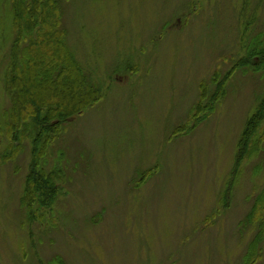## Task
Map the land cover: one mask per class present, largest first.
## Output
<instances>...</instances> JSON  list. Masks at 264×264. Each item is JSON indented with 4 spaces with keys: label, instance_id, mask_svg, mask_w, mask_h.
<instances>
[{
    "label": "rangeland",
    "instance_id": "obj_1",
    "mask_svg": "<svg viewBox=\"0 0 264 264\" xmlns=\"http://www.w3.org/2000/svg\"><path fill=\"white\" fill-rule=\"evenodd\" d=\"M59 4L100 99L65 123L43 161L63 172L52 206L32 216L23 203L31 138L0 160V264H243L264 189L262 131L259 152L237 167L238 149L264 72L239 64L264 32V0ZM18 38L13 0H0V156Z\"/></svg>",
    "mask_w": 264,
    "mask_h": 264
},
{
    "label": "trees",
    "instance_id": "obj_2",
    "mask_svg": "<svg viewBox=\"0 0 264 264\" xmlns=\"http://www.w3.org/2000/svg\"><path fill=\"white\" fill-rule=\"evenodd\" d=\"M60 12L59 0H13L14 25L19 38L6 80L12 99L4 128L11 144L0 160L15 159L24 141L31 138L32 160L23 203L32 216L41 206H52L60 192L57 182L62 170L58 167L48 170L43 164L50 147L64 131L67 121L100 99V89L67 46ZM259 38L239 66L264 72V32ZM23 40L26 43L20 50ZM221 93L218 91L219 96ZM260 131L264 135V94L241 136L237 167L261 149V139L257 137ZM247 220L257 225V232L249 243L243 264H255L263 253L264 189L254 200Z\"/></svg>",
    "mask_w": 264,
    "mask_h": 264
}]
</instances>
